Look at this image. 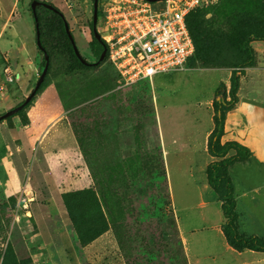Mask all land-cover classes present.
Segmentation results:
<instances>
[{
	"label": "rangeland",
	"instance_id": "obj_1",
	"mask_svg": "<svg viewBox=\"0 0 264 264\" xmlns=\"http://www.w3.org/2000/svg\"><path fill=\"white\" fill-rule=\"evenodd\" d=\"M32 1L0 0L1 33L9 37L14 31L18 48L22 46L28 53L27 60H32L33 54L37 58L33 75L18 82L20 92L7 91L8 85L16 83L15 78L8 72L3 85L0 71V115L27 97L38 79L43 55L36 45ZM38 1L60 10L79 55L87 62H96L89 49L93 0ZM100 4L98 0V8ZM153 8L161 10L163 3H154ZM48 19L42 21L50 55L43 87L17 115L3 120L14 130L0 124V170L2 165L16 164L17 174L14 178L0 171V264H44L50 237L65 245V252L69 246L75 252L71 243L77 235L67 213L57 219L61 222L67 217L71 231L62 233L60 239L43 224L47 218L37 215L38 209L50 207L58 212L64 208L61 194L69 188L61 172L65 174L68 166L54 164L55 160L51 165L53 179L45 177L44 161L22 130L30 117L38 121L57 114L66 116L94 174V186L104 195L107 204L103 211L108 213L109 226L117 227L121 242H116L124 263L188 264L171 199L175 204L198 201L201 192L186 178L202 161V141L212 124L208 101L216 95L220 82H226L222 91L230 99L232 69L245 58L236 44L248 32L264 34V0H217L200 5L191 17L196 50L187 69L160 73L130 86H122L104 60L92 67L77 65ZM95 28L104 35L100 17ZM2 40L5 43V38ZM255 44L251 43L253 64ZM5 58L6 68L17 63L23 70L29 69L20 57ZM245 69L240 70L239 78ZM162 147L167 150L163 157ZM74 174L72 170L70 177ZM116 197L121 199L120 207ZM190 218L199 228L204 226L195 213ZM87 224L83 222L82 227L89 228Z\"/></svg>",
	"mask_w": 264,
	"mask_h": 264
},
{
	"label": "crops",
	"instance_id": "obj_2",
	"mask_svg": "<svg viewBox=\"0 0 264 264\" xmlns=\"http://www.w3.org/2000/svg\"><path fill=\"white\" fill-rule=\"evenodd\" d=\"M12 22L11 20L8 23L7 29L11 27ZM6 35L7 33L0 31V54L5 63V69L2 71L3 78L1 79H3V83L8 72L14 76L16 83L8 85L7 90L12 94L14 91L20 92L17 84L23 82L24 76L33 75L37 58L33 54L32 60H27L28 53L22 46L18 48L14 31L9 37ZM2 38H5V43L2 42ZM255 43H257L255 48L256 61L251 67L246 68L239 78L237 102L225 114L224 134L221 143L237 141L252 153L249 160L233 164L228 169V175L234 188L238 233L246 237L257 236L264 239V41H253V47L256 45ZM5 55L14 60L20 57L29 69L23 70L15 62L12 67L6 68L7 59ZM220 84H226V82H220ZM215 96L208 101L212 124L205 132L202 141L200 150L202 161L195 170L190 171L186 178L187 182L196 184V189L201 194L195 204L184 202L183 204H175L171 199L172 207H175L173 211L178 232L188 264H264L263 252L236 251L228 245L221 229L225 221L223 215L220 217V213H222L221 202L208 185L206 168L209 163L219 160L211 156L207 149V140L213 129V100ZM66 119L64 114H57L50 118L43 117L38 121L30 117V123L25 125L22 130H24L23 135L27 140L31 141L32 148L35 147L38 150L39 157L44 161L43 175L53 179L52 163L56 160L54 164L62 165L63 162V165L68 166V170L66 169L65 174L60 171L61 176L69 191H73L92 186L94 182L81 154L80 145ZM0 124L8 130H14L8 128L4 121ZM162 146H164L163 134ZM7 148L6 145L4 153H6ZM166 152L167 150L162 147V157ZM232 154L233 152H229L228 156ZM163 161L164 159H162L164 166ZM72 170L76 172L73 178L70 177ZM0 171L3 176L17 177L16 164L15 166L12 164L9 166L2 165ZM37 174L38 172H36ZM183 195L188 196V193L183 192ZM43 211L48 214L43 213ZM192 213L199 217V221L204 225L202 228L192 223L193 220L190 218ZM62 214L66 215L64 208L58 212L50 207L37 210V215L47 218L43 224L46 228L56 232L57 239H60L62 233L67 234L71 231L67 217H63L61 222L57 219L62 217ZM59 229L61 232H58ZM77 240L75 236V240L73 239L71 243L74 244L75 252L70 250L71 246L67 247L70 249L65 252V245L56 242L54 237L47 239L46 241L49 243L46 244L44 264H69L71 261L76 264H125L112 231L104 232L84 247L79 242L77 243Z\"/></svg>",
	"mask_w": 264,
	"mask_h": 264
},
{
	"label": "trees",
	"instance_id": "obj_3",
	"mask_svg": "<svg viewBox=\"0 0 264 264\" xmlns=\"http://www.w3.org/2000/svg\"><path fill=\"white\" fill-rule=\"evenodd\" d=\"M49 5L51 6V9L45 8L40 5L36 6L35 15L37 21L36 22L34 21V24L37 23L38 25L40 44L49 57V64H50V55L46 50V46H45L46 44L44 41V32L42 26V21L48 18H49L48 20L54 23L55 29L58 32L59 37L62 39L63 45L68 55L70 56L71 59H73L76 62L77 65H79L80 67H88V66L92 67L95 66L96 64L101 63V62L97 63V61L102 53L103 47L95 39L93 35V24L91 28V41L89 42V49L91 53L95 54L96 62L91 63L86 61V63H82L78 59V57L74 54L71 39L65 31V23L67 24V22L63 14L60 12L59 9H57L53 5L51 4ZM195 9L196 8L191 10L187 14L185 19L190 37L194 45V54L192 57L188 59L187 67L192 62V58L195 56V50H196L195 39L191 27V17ZM30 11H31V6H30ZM100 16H101V12L98 8L97 18H99ZM194 29L196 32V26ZM70 35L71 38L73 39L71 33ZM35 40H36V31H35ZM253 41H264V34L248 32L244 36H242L236 44V48L241 54L245 56V58L240 62L236 63L234 65V68L232 69L231 77H230V88L228 93L230 99L227 100L226 91L225 90L222 91V89L225 87L223 84H220L215 99L213 100V110H214L213 129L207 140V149L211 156L216 157L219 160L213 161L208 164L206 168V175H207V181L209 187L221 202V212L225 220L221 229L228 245L236 251L251 250V251L264 253V239H261L257 236L246 237L240 235L237 231L234 188L232 181L228 175V169L231 166H233V164L237 162H245L249 160L252 153L247 147H245L244 145H242L237 141H229L224 144L221 143V138L224 134L225 114L227 111L231 110L237 102V91L239 88L240 70L250 67L255 59L254 50L251 46V43ZM102 44L104 43L102 42ZM106 56L107 54L103 59L104 61L106 59ZM44 64L45 61L44 58L42 57V60L39 65L40 71L38 73V77L44 67ZM4 69H5L4 59L0 54V71L2 72ZM45 78L42 84L40 85V87L38 88V90L36 91V93L43 87ZM24 99L25 98H23V100L20 101L16 106L22 104ZM28 103L22 109H24L28 105ZM20 111H18L16 114L12 116L17 115ZM11 117H8L7 119H10ZM1 122L2 121H0V123ZM229 152H233V154L228 156ZM91 177L94 182V174L91 173ZM94 183L92 186H89L87 188L68 191L61 194L62 203L66 210L68 219L72 224L73 229L77 235L78 242L82 247L90 244L92 241L97 239L99 236H101L104 232L108 231L109 229L114 232L116 240L120 243L121 239L116 231L117 227L111 224L109 226L108 213L106 212V210L103 211L104 204H107L104 199V195L98 194L97 189L94 186ZM136 187L138 190L139 189L138 186ZM120 200L121 199L117 197L114 199L118 207H120V204L122 203L120 202ZM85 216L87 217L85 218ZM83 222L88 223L87 225H89V228H83L82 227ZM120 225L125 226L123 225V223ZM182 262L184 263L186 262L185 258H183Z\"/></svg>",
	"mask_w": 264,
	"mask_h": 264
},
{
	"label": "built area",
	"instance_id": "obj_4",
	"mask_svg": "<svg viewBox=\"0 0 264 264\" xmlns=\"http://www.w3.org/2000/svg\"><path fill=\"white\" fill-rule=\"evenodd\" d=\"M215 1L101 0L104 35L100 38L106 49L105 61L117 73L121 85L186 70L194 54L186 16L194 8ZM161 2L163 8L155 10L153 4Z\"/></svg>",
	"mask_w": 264,
	"mask_h": 264
},
{
	"label": "water",
	"instance_id": "obj_5",
	"mask_svg": "<svg viewBox=\"0 0 264 264\" xmlns=\"http://www.w3.org/2000/svg\"><path fill=\"white\" fill-rule=\"evenodd\" d=\"M146 1H149V2H157V1H163V0H146ZM43 6L45 8H48V9H51V6L45 2H42V1H38V0H33L31 2V11H32V14H33V17H34V21L36 22L37 21V18H36V15H35V9H36V6ZM97 12H98V0H93V3H92V17H93V20H92V24H93V35L95 37V39L102 45L103 47V50H102V53L97 61V63L103 61L104 57H105V53H106V49H105V46L104 44H102L101 42V38H100V35L99 33L97 32L96 30V22H97ZM35 31H36V45L37 47L39 48V50L43 53V58H44V61H45V64H44V67L34 85V88L33 90L29 93V95L27 97H25L24 101L22 104L6 111L5 113H3L1 116H0V121H3L5 119H7L8 117H11L12 115L16 114L18 111H20L35 95L36 91L38 90V88L40 87V85L42 84L46 74H47V71H48V66H49V57L47 55V53L44 51L43 47L41 46L40 44V40H39V32H38V25L37 23L35 24ZM65 31L66 33L68 34V36L70 37L71 39V42H72V46H73V51H74V54L78 57V59L82 62V63H86V61L79 55L78 51H77V48L75 47V44H74V41L73 39L71 38V35H70V31H69V28H68V25L65 23Z\"/></svg>",
	"mask_w": 264,
	"mask_h": 264
},
{
	"label": "flooded vegetation",
	"instance_id": "obj_6",
	"mask_svg": "<svg viewBox=\"0 0 264 264\" xmlns=\"http://www.w3.org/2000/svg\"><path fill=\"white\" fill-rule=\"evenodd\" d=\"M105 55H106V53H105Z\"/></svg>",
	"mask_w": 264,
	"mask_h": 264
}]
</instances>
